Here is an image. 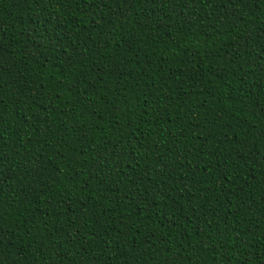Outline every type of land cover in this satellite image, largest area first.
<instances>
[{"label": "trees", "instance_id": "1", "mask_svg": "<svg viewBox=\"0 0 264 264\" xmlns=\"http://www.w3.org/2000/svg\"><path fill=\"white\" fill-rule=\"evenodd\" d=\"M0 264H264V0H0Z\"/></svg>", "mask_w": 264, "mask_h": 264}]
</instances>
